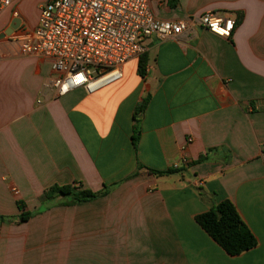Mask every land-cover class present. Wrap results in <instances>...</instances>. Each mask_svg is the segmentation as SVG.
Instances as JSON below:
<instances>
[{
	"label": "crops",
	"instance_id": "1",
	"mask_svg": "<svg viewBox=\"0 0 264 264\" xmlns=\"http://www.w3.org/2000/svg\"><path fill=\"white\" fill-rule=\"evenodd\" d=\"M25 1L0 17V35L14 10L22 23L0 38V264H264V0H150L161 20L213 11L236 25L151 36L143 76L133 59L121 81L62 97L50 62L12 37L37 25ZM53 186L107 194L43 202ZM225 199L258 241L239 256L195 220Z\"/></svg>",
	"mask_w": 264,
	"mask_h": 264
},
{
	"label": "built area",
	"instance_id": "2",
	"mask_svg": "<svg viewBox=\"0 0 264 264\" xmlns=\"http://www.w3.org/2000/svg\"><path fill=\"white\" fill-rule=\"evenodd\" d=\"M18 1L0 0V17ZM39 10L36 27L22 38L12 37L20 40L24 54L50 62L49 87L58 97L79 88L93 94L121 81L126 63L145 54L143 42L151 36L177 39L198 23L216 36L230 38L236 25L231 15L213 11L161 20L150 0H46ZM17 14L14 10L13 16Z\"/></svg>",
	"mask_w": 264,
	"mask_h": 264
},
{
	"label": "trees",
	"instance_id": "3",
	"mask_svg": "<svg viewBox=\"0 0 264 264\" xmlns=\"http://www.w3.org/2000/svg\"><path fill=\"white\" fill-rule=\"evenodd\" d=\"M147 60L145 54L138 59V72L141 76L145 74ZM142 108V107H141ZM155 175L176 173V169L165 172L149 170ZM107 194V190L98 193L91 190L80 189L74 186H53L45 190L42 201H50L58 196L70 198V204L83 203L96 200ZM201 196L203 195L200 193ZM20 210H24V204L19 202ZM31 214L23 212L20 221H27ZM201 228L229 255L239 256L256 248L258 241L255 235L246 225L236 206L232 201L225 199L214 204L210 209L195 218ZM5 218L0 216V222Z\"/></svg>",
	"mask_w": 264,
	"mask_h": 264
},
{
	"label": "rangeland",
	"instance_id": "4",
	"mask_svg": "<svg viewBox=\"0 0 264 264\" xmlns=\"http://www.w3.org/2000/svg\"><path fill=\"white\" fill-rule=\"evenodd\" d=\"M45 3H46V0H26L25 1V3L22 5L23 6L22 10L30 22H33L36 19L38 20L39 13H40L39 9L42 5H45ZM13 18L14 19L20 18L19 12L17 16H13Z\"/></svg>",
	"mask_w": 264,
	"mask_h": 264
},
{
	"label": "water",
	"instance_id": "5",
	"mask_svg": "<svg viewBox=\"0 0 264 264\" xmlns=\"http://www.w3.org/2000/svg\"><path fill=\"white\" fill-rule=\"evenodd\" d=\"M20 25H21V20L18 18L15 19L10 25L9 29L0 35V38H4L6 36L11 35L14 32V30L19 28Z\"/></svg>",
	"mask_w": 264,
	"mask_h": 264
}]
</instances>
